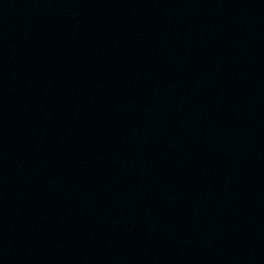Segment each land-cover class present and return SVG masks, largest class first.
Masks as SVG:
<instances>
[{"label":"water","instance_id":"95a60500","mask_svg":"<svg viewBox=\"0 0 264 264\" xmlns=\"http://www.w3.org/2000/svg\"><path fill=\"white\" fill-rule=\"evenodd\" d=\"M0 264H264V0H0Z\"/></svg>","mask_w":264,"mask_h":264}]
</instances>
